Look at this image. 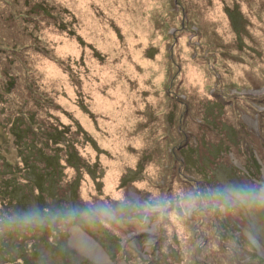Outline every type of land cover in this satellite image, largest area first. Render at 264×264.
I'll use <instances>...</instances> for the list:
<instances>
[{
	"label": "rangeland",
	"instance_id": "rangeland-1",
	"mask_svg": "<svg viewBox=\"0 0 264 264\" xmlns=\"http://www.w3.org/2000/svg\"><path fill=\"white\" fill-rule=\"evenodd\" d=\"M15 118L45 143L30 169ZM56 129L66 133L54 147ZM216 130H226L229 153L214 146ZM6 169L42 184L59 209L62 196L113 206L123 192L171 199L172 212L178 192L200 189V175L208 191L264 180V0H0V174ZM250 219L204 209L182 227L165 219L150 233L129 222L107 227L119 240L99 225L82 236L110 264H264V212L258 231ZM63 235L33 262L106 264L82 236Z\"/></svg>",
	"mask_w": 264,
	"mask_h": 264
},
{
	"label": "clouds",
	"instance_id": "clouds-1",
	"mask_svg": "<svg viewBox=\"0 0 264 264\" xmlns=\"http://www.w3.org/2000/svg\"><path fill=\"white\" fill-rule=\"evenodd\" d=\"M179 211L168 209L173 203L171 199L159 198L152 194L147 200L133 201L126 199L123 192L113 197L119 203L116 206L90 205L86 207L74 206L50 212L46 215L33 211L20 217L25 224L59 223L62 230H67L74 237L86 234L85 230L95 231L98 225H124L136 223L146 232H154L165 219L183 226V221L189 216L204 209L213 212L227 213L241 210L250 216L253 231H258L256 214L264 212V182L257 180L249 184H228L208 192L189 191L178 192Z\"/></svg>",
	"mask_w": 264,
	"mask_h": 264
},
{
	"label": "trees",
	"instance_id": "trees-1",
	"mask_svg": "<svg viewBox=\"0 0 264 264\" xmlns=\"http://www.w3.org/2000/svg\"><path fill=\"white\" fill-rule=\"evenodd\" d=\"M16 118L10 123L11 128L14 127L15 130L12 135L16 137L19 143L21 142L19 151L21 154L22 151H24L23 157L20 155L24 163V168L30 169L31 164L29 161L31 162L37 159H44L42 149L45 143L39 139L38 133L40 132V129H35V125H26L25 123H20L18 121L14 123ZM56 130V132L51 133L53 139H55L56 136V145L55 143H51L54 147L59 145V135H62V138H64L63 134L66 133L62 131L60 132L58 129ZM224 131L226 130L215 131L221 142L214 144V146H217V148L223 152L229 153L227 147L222 145L224 144V140L220 138V133H223ZM51 151L53 156L48 158L49 161L55 160V150L51 149ZM28 155H32L33 159L27 160L26 156ZM70 157H72L71 153L68 154V160ZM205 157H207V154H205ZM226 159L230 161L229 156H227ZM47 164L49 165V162H47ZM57 164L59 165V163ZM49 167L55 168L53 166ZM49 171L53 177L59 174V170L56 171L55 169H50ZM7 172L8 174H0V182L3 184V186L0 185V264H21V260L24 264H29L28 260H31V262L35 264L32 257H37L41 251L40 247L48 244L52 245L59 239H63L64 230L61 229L59 223L46 222L43 225L35 223L25 224L21 222L19 218L33 211H38L42 215H46L44 213L46 208L50 212H55L56 210H60L59 205L53 207L51 205L52 201L49 202L48 195L46 198L42 197L41 190L43 187H40L42 184L39 187L33 186L29 180H24V177L18 176L10 170H7ZM196 173H199L197 168L193 170V174ZM261 181L264 182L263 179ZM196 182L200 186L199 191L208 192V190L204 188V182L201 178V175ZM210 190L215 189L211 188ZM37 191V199L33 200V197L36 196ZM71 196L72 197H66V200H64L65 196H62V205L60 206L61 209L79 206L73 194H71ZM69 202L72 205H68ZM57 203L59 204V191L57 194ZM174 205L175 203L171 204V206ZM113 206L116 205L113 204ZM99 228L104 233L103 235L106 239H117L115 235L111 233L109 228L105 227L104 225H99ZM251 231H253L252 228ZM146 236H148V234H146ZM259 240L263 243L260 238ZM59 243L60 244H58V247L60 248L58 249H64L66 246L65 243L63 241ZM120 245L121 246L119 247H123V244ZM251 246L253 249H255L252 244Z\"/></svg>",
	"mask_w": 264,
	"mask_h": 264
},
{
	"label": "bare ground",
	"instance_id": "bare-ground-1",
	"mask_svg": "<svg viewBox=\"0 0 264 264\" xmlns=\"http://www.w3.org/2000/svg\"><path fill=\"white\" fill-rule=\"evenodd\" d=\"M195 72V71H194ZM193 72V73H194ZM196 74L194 73V76H195ZM83 237V236H82ZM84 238V237H83ZM85 239V241H86V243H87V245H88V240L86 239V238H84ZM90 243V242H89ZM92 246H91V245ZM89 245L92 247L91 248V250L92 251H96L97 252V254H98V259H101V260H103L106 264H110V263H108V259L106 258V256H104L101 252H100V250H99V248L96 246V245H94V244H92V243H90ZM80 246H82L81 244H80ZM96 257V256H95Z\"/></svg>",
	"mask_w": 264,
	"mask_h": 264
},
{
	"label": "water",
	"instance_id": "water-1",
	"mask_svg": "<svg viewBox=\"0 0 264 264\" xmlns=\"http://www.w3.org/2000/svg\"><path fill=\"white\" fill-rule=\"evenodd\" d=\"M254 238V237H253Z\"/></svg>",
	"mask_w": 264,
	"mask_h": 264
}]
</instances>
